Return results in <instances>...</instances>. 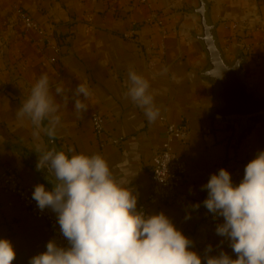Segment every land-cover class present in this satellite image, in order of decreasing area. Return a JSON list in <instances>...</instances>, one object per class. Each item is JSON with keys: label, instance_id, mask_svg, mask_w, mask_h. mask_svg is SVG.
I'll use <instances>...</instances> for the list:
<instances>
[{"label": "crops", "instance_id": "crops-1", "mask_svg": "<svg viewBox=\"0 0 264 264\" xmlns=\"http://www.w3.org/2000/svg\"><path fill=\"white\" fill-rule=\"evenodd\" d=\"M207 1L227 58L242 52L245 77L264 93V0ZM197 6L198 0H0V159L18 170L25 185L35 189L44 184L50 190L47 171L36 167L40 154H99L116 182L137 196L139 211L168 123L186 124V141L172 144L187 162L179 194L147 209L151 215L163 212L192 242L189 250L207 264L209 255L223 252L236 259L237 254L231 241L217 234L223 217L213 224L202 220L200 206L208 197L204 185L221 168L239 185L246 165L264 152V111L223 118L211 114L218 102L214 85L200 75L206 51L196 37L202 32ZM21 13L38 28L27 29ZM153 13L163 20L165 33ZM128 30L133 37L125 36ZM130 71L149 84L153 108L159 111L154 121L128 94ZM44 75L60 105L54 136L47 134V118L37 128L27 116L17 115ZM79 84L86 85L89 96L79 97L87 111L78 116L73 95ZM58 86L67 103L56 94ZM94 112L106 119L101 134L93 128ZM0 239L9 240L15 250L12 264H30L52 241L51 226L0 189Z\"/></svg>", "mask_w": 264, "mask_h": 264}, {"label": "clouds", "instance_id": "clouds-1", "mask_svg": "<svg viewBox=\"0 0 264 264\" xmlns=\"http://www.w3.org/2000/svg\"><path fill=\"white\" fill-rule=\"evenodd\" d=\"M232 67H239V63ZM217 77L222 78V73ZM129 80L128 94L154 121L159 111L153 108L148 82L134 71H130ZM56 94L67 103L62 86L56 88ZM81 95L89 96L84 84H79L73 95L78 116L87 111V105L79 99ZM59 108L44 75L31 87L17 115L27 116L37 128L47 118V134L54 136L60 123ZM36 167L47 171L50 190L39 184L32 198L41 210L50 207L57 213L70 247L49 241L47 250L32 257L30 264H202L201 256L189 250L192 242L163 212L146 215L136 210L137 196L128 186L116 182L99 154L46 151L39 155ZM204 188L208 190L204 206L223 217L217 234L227 237L237 254L236 259L223 252L209 255L207 264H264V152L246 165L238 186L233 185L230 173L221 168ZM15 257L11 242L0 239V264H12Z\"/></svg>", "mask_w": 264, "mask_h": 264}, {"label": "built area", "instance_id": "built-area-1", "mask_svg": "<svg viewBox=\"0 0 264 264\" xmlns=\"http://www.w3.org/2000/svg\"><path fill=\"white\" fill-rule=\"evenodd\" d=\"M21 17L27 29L38 28L37 23L25 14L21 13ZM152 19L160 25L165 33L163 20L156 13L152 14ZM125 36L133 37L134 31H126ZM216 118L222 117L216 115ZM92 123L96 134H101L105 130L106 119L99 112H94L92 114ZM205 130L210 132L209 128H205ZM167 131L168 135L165 142L162 144L161 148L154 153L152 158L150 168L151 186L149 193L145 200L139 205V211H143L146 215H151L147 209L148 204L166 202L174 199L179 194V186L187 172V162L176 150H174L172 144L175 139L185 142L190 132L189 127L186 124L168 123ZM239 174V168H235V175ZM0 189L17 196L34 216L46 220L51 226L52 241H55L58 246L70 247L69 242L61 232L57 213L50 207L41 210L37 202L32 198L34 188L25 185L18 170L13 165L5 163L1 159ZM203 202L200 206V214L205 223L213 224L222 218L209 212Z\"/></svg>", "mask_w": 264, "mask_h": 264}, {"label": "water", "instance_id": "water-1", "mask_svg": "<svg viewBox=\"0 0 264 264\" xmlns=\"http://www.w3.org/2000/svg\"><path fill=\"white\" fill-rule=\"evenodd\" d=\"M194 11L199 15L202 27V32L196 37L206 51V63L200 75L214 85L213 97L218 102L211 109V114L223 118L264 111V93L251 85L244 75L245 55L238 52L233 60H229L221 47L208 1L198 0V6ZM237 63L239 67H232ZM220 72L222 78L217 77Z\"/></svg>", "mask_w": 264, "mask_h": 264}]
</instances>
